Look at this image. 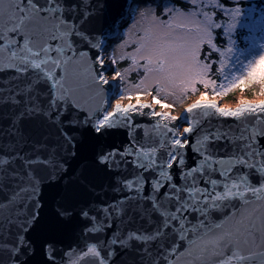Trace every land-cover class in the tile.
<instances>
[{"label": "snow or ice", "instance_id": "1", "mask_svg": "<svg viewBox=\"0 0 264 264\" xmlns=\"http://www.w3.org/2000/svg\"><path fill=\"white\" fill-rule=\"evenodd\" d=\"M242 3L0 0V264H264V100L243 96L264 4ZM200 88L178 115L161 98Z\"/></svg>", "mask_w": 264, "mask_h": 264}, {"label": "rangeland", "instance_id": "2", "mask_svg": "<svg viewBox=\"0 0 264 264\" xmlns=\"http://www.w3.org/2000/svg\"><path fill=\"white\" fill-rule=\"evenodd\" d=\"M246 34H247V30L240 33L241 36L246 35ZM240 46L243 47L244 46L243 43H241ZM262 67H264V66H262ZM201 89L204 91L203 88H201ZM203 91H200L197 94L189 92L188 94H186L183 97H180L179 95L176 97H171V96L164 97L163 94H161V98L164 99V101L166 103L175 104V109H174L172 114H179L185 106H187L189 103L198 99L200 94ZM208 95H209V98H212L210 91H209ZM257 95H259V86L258 85L254 86L253 88H251V89H249L243 93V96L247 99L252 97V96H257ZM240 96H241V93L239 92V90H237L235 93H229L227 96L217 97L216 99H217V102L220 103L221 106L228 105V106L234 107L235 104L238 102ZM142 99H144L148 102H151L150 97L146 96V97H143ZM125 102H127V101H125ZM157 110H159V109H157Z\"/></svg>", "mask_w": 264, "mask_h": 264}, {"label": "trees", "instance_id": "3", "mask_svg": "<svg viewBox=\"0 0 264 264\" xmlns=\"http://www.w3.org/2000/svg\"><path fill=\"white\" fill-rule=\"evenodd\" d=\"M261 4H264V0H243V3L241 4V7L244 8L245 9V13H247L248 8H251L253 6H256L257 7V14H258V12H259V6ZM245 30L246 29H239L238 30V34L240 35V33H242ZM200 91H203V90L201 89L198 92H200ZM198 92H196L195 94H197Z\"/></svg>", "mask_w": 264, "mask_h": 264}, {"label": "clouds", "instance_id": "4", "mask_svg": "<svg viewBox=\"0 0 264 264\" xmlns=\"http://www.w3.org/2000/svg\"><path fill=\"white\" fill-rule=\"evenodd\" d=\"M248 100H250L252 102H260V101L264 100V95L252 96V97L248 98Z\"/></svg>", "mask_w": 264, "mask_h": 264}, {"label": "water", "instance_id": "5", "mask_svg": "<svg viewBox=\"0 0 264 264\" xmlns=\"http://www.w3.org/2000/svg\"><path fill=\"white\" fill-rule=\"evenodd\" d=\"M128 3H129V4L132 3V0H128ZM193 102H194V101H193ZM191 103H192V102H191ZM185 107H186V106H185ZM185 107H184V108H185ZM184 108H183V109H184ZM183 109H182V111H183ZM182 111H181V112H182ZM181 112H180V113H181ZM180 113H179V114H180ZM173 115H178V114H173Z\"/></svg>", "mask_w": 264, "mask_h": 264}]
</instances>
